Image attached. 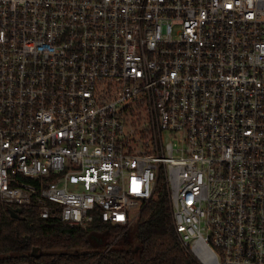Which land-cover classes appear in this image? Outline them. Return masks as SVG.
I'll return each mask as SVG.
<instances>
[{
    "label": "built area",
    "instance_id": "obj_1",
    "mask_svg": "<svg viewBox=\"0 0 264 264\" xmlns=\"http://www.w3.org/2000/svg\"><path fill=\"white\" fill-rule=\"evenodd\" d=\"M160 179L198 264H264V0H0V204L127 228Z\"/></svg>",
    "mask_w": 264,
    "mask_h": 264
},
{
    "label": "trees",
    "instance_id": "obj_2",
    "mask_svg": "<svg viewBox=\"0 0 264 264\" xmlns=\"http://www.w3.org/2000/svg\"><path fill=\"white\" fill-rule=\"evenodd\" d=\"M0 204V264H198L181 247L174 230L172 207L162 179L141 210L136 226L138 257L123 248L87 252V236L108 232L117 245L129 227L104 223L95 216L87 227H70L58 218L41 219L35 208L21 209L18 219Z\"/></svg>",
    "mask_w": 264,
    "mask_h": 264
},
{
    "label": "rangeland",
    "instance_id": "obj_3",
    "mask_svg": "<svg viewBox=\"0 0 264 264\" xmlns=\"http://www.w3.org/2000/svg\"><path fill=\"white\" fill-rule=\"evenodd\" d=\"M136 222V221H135ZM130 225L127 229L123 238L117 245L114 244V236L109 234L108 232H89L87 236V247L85 251L87 252H95L102 253L107 248H123L130 250L135 258L138 257V253L140 250L139 240H138V229L136 223Z\"/></svg>",
    "mask_w": 264,
    "mask_h": 264
},
{
    "label": "water",
    "instance_id": "obj_4",
    "mask_svg": "<svg viewBox=\"0 0 264 264\" xmlns=\"http://www.w3.org/2000/svg\"><path fill=\"white\" fill-rule=\"evenodd\" d=\"M9 213L13 219H18L19 215L21 214V210L20 209H14V210H10Z\"/></svg>",
    "mask_w": 264,
    "mask_h": 264
}]
</instances>
